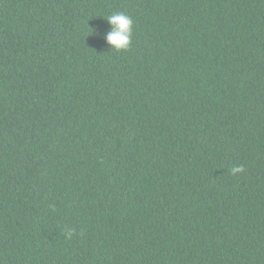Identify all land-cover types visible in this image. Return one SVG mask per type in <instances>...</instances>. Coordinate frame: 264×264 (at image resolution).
<instances>
[{
	"label": "trees",
	"instance_id": "1",
	"mask_svg": "<svg viewBox=\"0 0 264 264\" xmlns=\"http://www.w3.org/2000/svg\"><path fill=\"white\" fill-rule=\"evenodd\" d=\"M0 264H264V0H0Z\"/></svg>",
	"mask_w": 264,
	"mask_h": 264
},
{
	"label": "clouds",
	"instance_id": "2",
	"mask_svg": "<svg viewBox=\"0 0 264 264\" xmlns=\"http://www.w3.org/2000/svg\"><path fill=\"white\" fill-rule=\"evenodd\" d=\"M105 19L110 28L103 35V40L111 50H128L133 37L134 22L132 17L124 12H114Z\"/></svg>",
	"mask_w": 264,
	"mask_h": 264
}]
</instances>
